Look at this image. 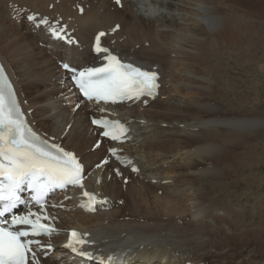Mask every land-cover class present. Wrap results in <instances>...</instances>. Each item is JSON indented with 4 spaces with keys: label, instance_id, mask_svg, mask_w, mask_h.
Masks as SVG:
<instances>
[{
    "label": "bare ground",
    "instance_id": "1",
    "mask_svg": "<svg viewBox=\"0 0 264 264\" xmlns=\"http://www.w3.org/2000/svg\"><path fill=\"white\" fill-rule=\"evenodd\" d=\"M233 1L121 0L119 8L111 0H0V42L8 49V56L0 50V59L28 120L36 132L72 151L86 172L82 187L51 197L57 207L50 212L59 230L41 237L42 244L53 249L40 250L35 264H204L193 255L200 237L187 238L188 228L205 223L199 221L203 207L194 202L190 182L217 170H202L204 165H198L199 171H194L193 163L218 160L229 153L216 145L190 149L183 139L192 144L221 140L214 130H200L222 126L230 128L232 133L224 137L232 140L238 130L250 132L253 125H264V121L233 117L225 112H238L205 106L188 97L208 89L210 83L217 84L215 73L218 76L229 69L223 65L222 48L231 59V69L240 60L235 48L253 46L255 36L242 27ZM27 15L46 18L59 27L64 24L78 43L68 45L50 38ZM116 24L119 28L112 31ZM98 30L105 31L103 45L120 59L160 73L156 96L115 105L81 101L62 64L71 63L76 69L101 64L104 53L91 51ZM192 108L198 113L188 122L187 112ZM89 115L125 123L127 140L117 144L98 138L100 129L90 125ZM161 116L166 121L156 119ZM173 141L177 143L169 145ZM108 148L115 149V155L108 154ZM178 154L183 161L176 171L184 178L175 184L168 158ZM104 158L108 161L100 164ZM131 165L138 168L137 173L130 171ZM83 188L106 198L105 209L98 206L96 212L84 211L80 203ZM186 218L190 221L182 225ZM71 228L85 238L86 258L63 245ZM45 252L47 256L42 257ZM98 258L109 262L98 263Z\"/></svg>",
    "mask_w": 264,
    "mask_h": 264
},
{
    "label": "rangeland",
    "instance_id": "2",
    "mask_svg": "<svg viewBox=\"0 0 264 264\" xmlns=\"http://www.w3.org/2000/svg\"><path fill=\"white\" fill-rule=\"evenodd\" d=\"M232 4L235 14L243 20L242 27H248L255 36L253 46L235 48L240 60L239 65L233 67L232 64L231 69L228 66L231 59L227 50L222 48L223 65L229 69L218 76V72L215 73L217 84L210 83L208 89L198 94H189L188 97L205 106H218L223 110L238 112H225L233 117L241 115L264 121V0H234ZM0 50L8 56V49L1 42ZM209 79L215 80L214 76ZM187 113L190 122L198 111L192 108ZM207 117H211V114ZM156 119L166 121L165 116ZM204 130H214L213 133L220 135L221 140L192 144V141L185 138L184 143L190 149L196 145H216L229 154L207 163H193V166L196 165L194 171H199L198 165H204L202 170H217V173H206L201 178L194 177L190 182L194 202L198 201L196 204L203 207L204 216L199 221L205 220L201 227L187 229V238L200 237L197 251L193 252L194 260L204 264H264V125H253L250 132L247 129L238 130L234 132L236 137L232 140L224 137L225 133H232L230 128L206 126L200 131ZM181 157L178 154L177 157L168 158V169L177 178L175 184L184 178L176 171V166L183 161ZM122 183L127 182L123 179ZM157 195H162L161 189L157 190ZM121 204L122 200H119L118 205ZM189 221L186 218L182 225ZM193 241L196 242L195 239ZM206 250L212 253L205 254Z\"/></svg>",
    "mask_w": 264,
    "mask_h": 264
},
{
    "label": "snow or ice",
    "instance_id": "3",
    "mask_svg": "<svg viewBox=\"0 0 264 264\" xmlns=\"http://www.w3.org/2000/svg\"><path fill=\"white\" fill-rule=\"evenodd\" d=\"M115 2L119 4L120 0H115ZM27 19L36 27L41 24L45 25L53 38L64 39L63 28L57 30L48 27L46 18H40L37 21L35 15H29ZM116 27L118 28L119 25ZM112 31H116V28ZM104 35V32L97 34L94 48L96 53L107 54L104 57L107 63L102 67H88L77 71L71 63L62 64L66 70L73 72L75 86L83 96L88 100L115 102L117 99L153 95L158 87L157 74L132 64L122 63L108 49L101 47L100 40ZM67 43L76 42L67 40ZM2 77L3 69L0 68V78ZM92 123L102 125L106 129L103 135L110 136L113 140H119L127 131L118 121L93 120ZM109 151L115 155V149ZM133 171L136 169L133 168ZM82 172V165L73 153L41 140L27 126L10 86L7 93L0 88V201L4 202L0 216L15 206L18 200L17 192L21 185L27 184L34 191V199L39 203L44 195L54 188L62 189L69 184L82 187ZM83 196L88 202H82L81 207L88 210L94 211L96 203L107 202L98 200L95 194L87 191L83 192ZM29 216H14L11 225H30V232L12 230L11 226H0V264H29V253L32 254L33 264H35L36 253L32 244L39 242L28 239V237L50 234L53 229L40 223L39 217L31 220ZM71 236L77 237L78 234L72 232ZM76 242L84 243L81 239ZM66 247H71L73 251H76L72 241H69Z\"/></svg>",
    "mask_w": 264,
    "mask_h": 264
}]
</instances>
